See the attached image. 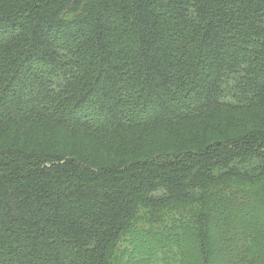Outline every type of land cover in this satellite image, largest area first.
<instances>
[{
  "label": "trees",
  "instance_id": "obj_1",
  "mask_svg": "<svg viewBox=\"0 0 264 264\" xmlns=\"http://www.w3.org/2000/svg\"><path fill=\"white\" fill-rule=\"evenodd\" d=\"M170 245L264 264V0H0V264Z\"/></svg>",
  "mask_w": 264,
  "mask_h": 264
},
{
  "label": "rangeland",
  "instance_id": "obj_2",
  "mask_svg": "<svg viewBox=\"0 0 264 264\" xmlns=\"http://www.w3.org/2000/svg\"><path fill=\"white\" fill-rule=\"evenodd\" d=\"M195 208L194 207H186L184 209H181L179 211H168L165 213L166 215V219L165 222L162 225H158V226H150L147 223V220L145 218V211L141 210L138 213V218L139 220H137V222H135V224L140 228L143 229L144 231H148V232H161L162 229L166 226H171L172 224L174 225V223H176L177 226L180 227L181 224L183 225H192L193 223V212H194ZM155 241H150V244H154ZM213 243L215 244L216 242L213 241ZM126 247V244H120L119 246H117V249L114 253L118 254L121 250V248ZM161 249H158L156 251V253L154 254V257L152 259L151 264H180V257H176L178 255V249L176 247H172L171 245L168 247V249H166L164 252L160 251ZM131 251V250H130ZM130 251L126 254L125 257H123V261L122 264H126L127 261H131L133 258H135V256L130 253ZM140 254V255H139ZM138 255H136L139 259L140 258H144L145 261L146 259L149 257L147 256V254H145V252H141ZM172 254L175 255L176 259H173L171 256ZM133 264V263H132ZM135 264H137L135 262ZM213 264H223L220 260H216L214 261ZM258 264V263H256Z\"/></svg>",
  "mask_w": 264,
  "mask_h": 264
}]
</instances>
